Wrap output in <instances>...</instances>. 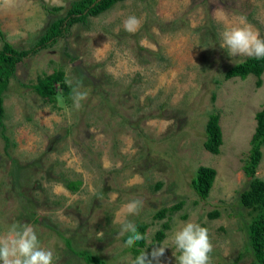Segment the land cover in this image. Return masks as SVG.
Instances as JSON below:
<instances>
[{
  "label": "rangeland",
  "instance_id": "rangeland-1",
  "mask_svg": "<svg viewBox=\"0 0 264 264\" xmlns=\"http://www.w3.org/2000/svg\"><path fill=\"white\" fill-rule=\"evenodd\" d=\"M72 1L0 0V27L16 49H31ZM53 7L64 9H46ZM241 15L264 37V0H126L20 63L5 93L8 145L0 130V234L27 222L54 264H87L68 241L111 263L133 264L122 225L148 223L150 245L169 222L160 264H177L173 230L192 220L209 230L211 264H251L250 216L239 196L251 181L243 166L264 105V74L260 87L255 76L226 80L248 57L220 47L222 31ZM130 16L141 21L138 30H125ZM56 70L87 90L79 109L72 98L51 104L34 91ZM213 113L223 132L219 155L204 146ZM262 151L256 176L264 180ZM202 166L217 171L208 200L191 185ZM67 180H81L80 190H68ZM133 198L143 208L129 215L124 205ZM180 202V210L155 218Z\"/></svg>",
  "mask_w": 264,
  "mask_h": 264
},
{
  "label": "trees",
  "instance_id": "trees-1",
  "mask_svg": "<svg viewBox=\"0 0 264 264\" xmlns=\"http://www.w3.org/2000/svg\"><path fill=\"white\" fill-rule=\"evenodd\" d=\"M126 0H74L70 3L66 13L48 25L44 33L36 42V45L28 50H18L6 38V34L0 27V39L2 47L0 48V130L1 136L9 143V138L5 134V93L8 91L11 79L16 75L18 65L22 63L30 54L38 53L41 50L54 47L58 41L65 37L76 24H87L88 19L93 16H99L111 10L114 6ZM45 7V6H44ZM48 12L57 14L63 7L46 8ZM264 74V59L247 58L232 66L226 73L225 79L233 78L247 79L249 76L257 77V86L262 85V76ZM68 81L63 70H56L52 74H45L38 79L37 84L33 86L34 91L46 102L56 104L61 99L67 102L71 99L72 88L66 83ZM205 148L214 155L221 153L223 145V132L220 126V116L213 113L209 116L206 126ZM264 146V105L256 114V129L251 138V149L248 158L243 166L244 171L251 181L248 187L244 189L239 196V202L242 207L247 209L250 219L246 224V234L249 250L252 252L253 260L251 264H264V180L256 176L257 168L262 160ZM217 171L212 167L202 166L198 169L195 177L192 179V188L201 200H208L211 190L216 180ZM82 181L67 180L65 187L76 193L80 190ZM161 185H158L160 187ZM183 203L180 202L172 207L161 209L155 215L156 219L163 220L168 213H174L180 210ZM219 215L214 211L209 214L210 218H216ZM138 231L145 236L143 241L127 251L132 255L133 264L136 256L143 249L151 252L154 247L162 245L167 237L166 230L170 228L169 222L164 223L162 228L157 231L153 242L147 244V230L149 224L140 221L136 223ZM128 234L123 236L125 243ZM69 248L87 264H114L89 251H79L75 249L68 241Z\"/></svg>",
  "mask_w": 264,
  "mask_h": 264
},
{
  "label": "clouds",
  "instance_id": "clouds-1",
  "mask_svg": "<svg viewBox=\"0 0 264 264\" xmlns=\"http://www.w3.org/2000/svg\"><path fill=\"white\" fill-rule=\"evenodd\" d=\"M216 11L227 19L222 9ZM124 26L126 31H135L141 26V21L135 16H130ZM221 38L220 47L227 49L229 56L264 59V37H261L259 30L255 29L243 15L238 17L235 24L222 31ZM66 83L72 88L71 98L74 107L79 109L82 106L81 102L88 98V92L81 91L79 84L73 87L71 80ZM111 195L115 197L117 194ZM124 208L129 215H136L143 208V201L133 198L124 205ZM125 233L128 234L125 246L129 248L145 239L132 221L122 225L121 235ZM172 241L180 253L176 257L177 264H211L213 244L208 228L192 220L181 222L180 226L173 230ZM166 248L154 247L151 252L143 249L136 256L134 264H160V257L164 255ZM0 264H54V253L42 246L32 224L15 221L8 227L6 233L0 234Z\"/></svg>",
  "mask_w": 264,
  "mask_h": 264
}]
</instances>
